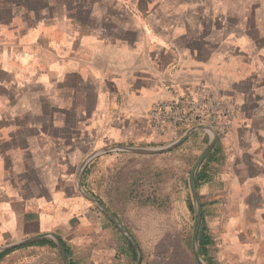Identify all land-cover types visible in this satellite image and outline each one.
<instances>
[{
  "label": "crops",
  "instance_id": "obj_1",
  "mask_svg": "<svg viewBox=\"0 0 264 264\" xmlns=\"http://www.w3.org/2000/svg\"><path fill=\"white\" fill-rule=\"evenodd\" d=\"M199 86L232 112L197 189L214 262L264 264V0H0V249L66 242L91 203L77 189L88 156L158 145L148 113ZM210 138L193 132L168 156L178 174ZM107 154L82 170L88 195ZM163 162L135 161L138 176L170 174Z\"/></svg>",
  "mask_w": 264,
  "mask_h": 264
},
{
  "label": "rangeland",
  "instance_id": "obj_2",
  "mask_svg": "<svg viewBox=\"0 0 264 264\" xmlns=\"http://www.w3.org/2000/svg\"><path fill=\"white\" fill-rule=\"evenodd\" d=\"M226 132L227 130L220 134ZM169 134L160 138L164 141L153 147L167 145L172 138ZM182 146L184 145L181 144L163 155L109 153L105 168H90L85 176V187L89 194L121 223L137 244L142 255L141 264H198L191 248L195 202L189 185L190 171L196 160L190 159L180 175L177 165L172 167L180 158L168 157ZM143 159L164 161V165H170V174L162 176L160 169L154 171L147 168L142 170L139 177L135 161ZM162 173L165 175V172ZM74 220L75 224L67 233L65 242L70 248L73 262L136 264L137 253L136 258L133 254L130 255L126 242L128 239L92 203L83 215L79 213V219ZM204 222L207 233L211 236L209 229L211 221L206 218ZM208 256L213 263V247L210 248ZM200 258L205 263L201 256ZM0 264H63V262L57 247L54 249L44 246L12 252Z\"/></svg>",
  "mask_w": 264,
  "mask_h": 264
},
{
  "label": "built area",
  "instance_id": "obj_3",
  "mask_svg": "<svg viewBox=\"0 0 264 264\" xmlns=\"http://www.w3.org/2000/svg\"><path fill=\"white\" fill-rule=\"evenodd\" d=\"M232 112L205 86L157 103L148 113V123L157 138L181 133L196 126L208 125L216 133H224Z\"/></svg>",
  "mask_w": 264,
  "mask_h": 264
},
{
  "label": "water",
  "instance_id": "obj_4",
  "mask_svg": "<svg viewBox=\"0 0 264 264\" xmlns=\"http://www.w3.org/2000/svg\"><path fill=\"white\" fill-rule=\"evenodd\" d=\"M196 131H207L210 133L211 138L207 146L204 148V150L201 152V154L197 157L196 161L194 162L192 169L190 171V176H189V185H190V190L192 193L193 200L195 202V221H194V226H193V232H192V238H191V248L193 252V256L195 260L197 261L198 264H205L197 251V235L199 231V226L201 222V217H202V209H201V202L199 198V194L197 191L195 179H196V172L205 159L206 155L209 153V151L212 149L213 145L215 144L216 140V134L215 131L208 125H196L188 130H186L184 133H182L175 141L171 142L170 144H167L162 147H148V148H141V147H132V146H111L104 148L102 150L96 151L91 153L88 158L83 162L81 167L78 170L77 174V189L81 193V195L89 200L96 208H98L100 211H102L112 222L113 224L122 232V234L128 239V241L132 244L134 247L136 253H137V261L136 264H141L142 260V255L141 251L139 250L137 244L134 242L132 237L128 234L126 229L121 225V223L95 198L92 196L86 194L79 182L80 176L82 173V170L84 166L87 164V162L92 159L93 157L102 154V153H110V152H125V153H131V154H138V155H155V154H163L166 152H169L176 147H178L180 144H182L190 134ZM42 238H50L54 244L56 245L58 252L60 254V257L62 259L63 264H68L67 256L65 253V249L63 247V244L58 236L52 233H44V234H39L36 236H33L31 238H28L26 240H23L21 242L9 245L5 248L0 249V252L5 251L7 249H11L14 247L18 246H23L30 244L38 239Z\"/></svg>",
  "mask_w": 264,
  "mask_h": 264
},
{
  "label": "trees",
  "instance_id": "obj_5",
  "mask_svg": "<svg viewBox=\"0 0 264 264\" xmlns=\"http://www.w3.org/2000/svg\"><path fill=\"white\" fill-rule=\"evenodd\" d=\"M182 133L183 132H181V134ZM202 164L200 165V167H199V169H198V171L196 173L195 183H196L197 189H198V187L200 185L199 173L201 171ZM201 209H202V206H201ZM61 242L63 244L66 256L68 258V264H76L71 259V252H70V248L68 247V245L65 242H63L62 240H61ZM126 242H127V247L129 248V251H130V255L133 254L134 258H136V252H135L133 246L127 240H126ZM31 246H37V247L48 246L50 248L56 249V245L54 244V242H52L51 240H48V239H42V240H39V241L34 242L32 244L23 246L21 248H26V247H31ZM197 247H198V252H199L200 256L203 258V260L205 261V263H207V264H215L214 256H213V263H212L211 258L208 256L209 253H210V248L213 247V240H212L211 236L207 233V227H206L205 222H204L203 214H202V217H201V223H200L199 231H198V235H197ZM10 252L11 251H8V252H5V253L1 254L0 255V259L3 256H5L8 253H10Z\"/></svg>",
  "mask_w": 264,
  "mask_h": 264
}]
</instances>
